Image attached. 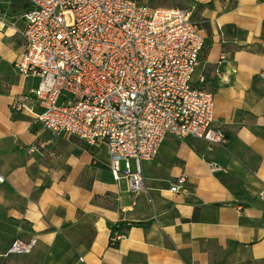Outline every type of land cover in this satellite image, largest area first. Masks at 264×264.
I'll list each match as a JSON object with an SVG mask.
<instances>
[{"label":"crops","instance_id":"crops-1","mask_svg":"<svg viewBox=\"0 0 264 264\" xmlns=\"http://www.w3.org/2000/svg\"><path fill=\"white\" fill-rule=\"evenodd\" d=\"M171 6L193 10L205 39L193 83L213 95L212 127L228 142L209 148L167 137L142 165L145 190L133 195L126 180L112 179L103 144L54 137L10 110L38 80L14 69L25 51L27 1L0 0V220L26 226L38 264H212L215 248L264 262V0ZM209 163L222 171L211 174ZM181 176L188 191L170 192ZM119 224L129 229L112 247Z\"/></svg>","mask_w":264,"mask_h":264},{"label":"built area","instance_id":"built-area-1","mask_svg":"<svg viewBox=\"0 0 264 264\" xmlns=\"http://www.w3.org/2000/svg\"><path fill=\"white\" fill-rule=\"evenodd\" d=\"M26 1L25 51L14 69L38 85L11 100L13 113L54 137L103 144L112 179L126 180L133 195L145 190L142 165L155 159L167 137L204 141L209 148L226 145V134L212 127L213 95L193 83L205 39L192 23L191 7L152 8L143 0ZM208 168L211 174L222 171L215 163ZM169 190L185 193L187 178L175 179ZM124 238L111 232L110 245ZM35 243L15 239L6 257L30 254Z\"/></svg>","mask_w":264,"mask_h":264},{"label":"rangeland","instance_id":"rangeland-1","mask_svg":"<svg viewBox=\"0 0 264 264\" xmlns=\"http://www.w3.org/2000/svg\"><path fill=\"white\" fill-rule=\"evenodd\" d=\"M145 2L152 8H165L168 0H145ZM131 168L133 170L135 168L133 161H131ZM27 235L28 230L26 226H20L15 221L7 222L5 220H0V264H18L11 262L12 259L22 264H38V257L35 253L37 250L33 253L34 249L30 253L31 255H9L6 257L7 250L11 243L15 239L23 240L25 239L24 236ZM213 251L214 252L211 254L212 264H264V262H250L248 259L242 260L245 254L241 252L240 248L232 251L231 254L227 256L222 250H218V248L213 249Z\"/></svg>","mask_w":264,"mask_h":264},{"label":"trees","instance_id":"trees-1","mask_svg":"<svg viewBox=\"0 0 264 264\" xmlns=\"http://www.w3.org/2000/svg\"><path fill=\"white\" fill-rule=\"evenodd\" d=\"M131 226H132V225H131ZM134 226H136V227H142V226H145V224H134ZM123 229L128 230L129 227H125V226L122 225V224L114 225V226L111 227V232H121V231H123ZM116 246H117V245H116ZM116 246H115V247H116Z\"/></svg>","mask_w":264,"mask_h":264}]
</instances>
